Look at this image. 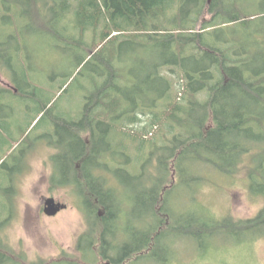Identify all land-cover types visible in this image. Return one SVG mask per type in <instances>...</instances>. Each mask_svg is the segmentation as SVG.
Listing matches in <instances>:
<instances>
[{
    "label": "trees",
    "instance_id": "16d2710c",
    "mask_svg": "<svg viewBox=\"0 0 264 264\" xmlns=\"http://www.w3.org/2000/svg\"><path fill=\"white\" fill-rule=\"evenodd\" d=\"M211 1L0 0V72L12 82V86H0V150L5 145L12 150L18 144L27 149L46 139L56 149L51 157V185H71L89 221V230L78 241L80 256L50 264H94L97 242L102 260L141 264L160 249L172 251L170 245L163 248L166 234H198L190 224L202 223L199 229L209 232L231 228L235 235L255 231L256 237L264 236V208L252 219L238 222L231 217L210 220L205 211V220L193 218L190 224L168 208L170 193L185 181L187 159L233 174L244 156L258 149L261 162L251 167L255 170L251 187L258 191L264 187V7L244 5V1L254 5V0ZM206 11L212 17L207 22L201 19V31H197ZM90 31L94 36L86 40ZM35 35L46 37L45 41L51 38L53 43L84 45L87 55L79 66L97 62V73L107 79L105 86H98L92 77L95 91L87 92L84 107L71 115L49 116L58 113L55 96L43 100L48 93L46 81L34 79L23 59ZM124 44L150 47L153 59L144 78L149 92L135 89L121 99L118 83L125 76L117 62ZM176 73L182 87L177 86ZM142 116H150L149 125H142ZM161 121L169 132L150 141L155 134L151 130ZM137 123L142 132L134 126ZM116 133L126 140L118 141ZM137 140V151L129 153ZM137 153L144 156L138 169ZM0 164H7L3 154ZM173 168L179 176L176 186L168 185ZM109 172L121 179L118 188L106 176ZM9 178L12 183L13 176ZM126 184L134 188L133 194ZM2 186L0 191L8 196ZM131 196L137 200L134 212L140 225H126L132 207L127 213L124 203ZM7 199L10 208L4 202L0 230L8 221L1 216L13 207V197ZM118 233L125 238L119 244L114 242ZM167 257L164 261H169ZM13 261L11 249L0 244V264Z\"/></svg>",
    "mask_w": 264,
    "mask_h": 264
},
{
    "label": "rangeland",
    "instance_id": "374dc122",
    "mask_svg": "<svg viewBox=\"0 0 264 264\" xmlns=\"http://www.w3.org/2000/svg\"><path fill=\"white\" fill-rule=\"evenodd\" d=\"M254 1V5L249 1H244V5L251 9L264 7V0ZM211 17L212 14L206 11L197 23L196 30L201 31V19L207 22ZM259 27L263 28L260 24ZM74 34L76 35V32ZM92 35L93 31H90L86 40H90ZM45 39L46 37L33 36L28 44L27 57H23V59L32 69L34 79L46 81L48 93L43 100L48 96L52 98L55 96L53 103L58 113L53 111L49 116L55 114L57 116L61 112L71 115V111L74 112L84 107L85 94L95 91L96 87L92 77L97 78L98 86H105L107 79L97 73L99 70L96 68L97 62L79 66L78 63L87 55V47L84 45L74 44L73 41L69 42L70 45L62 41H58L57 44L51 42V38L46 41ZM118 52L121 60L117 62V67L122 69L121 72L125 76L123 81L119 79L118 87L122 89V93L118 94L119 97L122 99L124 96H130L135 89L148 93L149 84L144 81V78L150 70L149 60L153 59L150 47L145 46L142 49L138 45L124 44L121 45V48L119 47ZM178 75L180 74L176 73L175 75L177 79ZM181 83L182 80L178 79L177 86L182 87ZM11 84L9 78L0 72V86L7 87L12 86ZM178 87H176L177 90ZM171 95H174V90ZM162 102L163 100H161ZM185 102L186 100L182 99L181 103ZM142 120V125H149L151 122L150 116H142ZM47 121L49 122L50 118ZM156 125L158 126L151 130L155 134L150 136V141L156 140V136L160 137L165 132H169L164 121ZM134 126H138L137 130L142 132L139 123ZM151 127L149 126V129ZM158 127L159 129H157ZM182 131L186 130L182 129ZM83 135L86 139L89 137L88 134ZM159 137L158 141H160ZM115 138L118 141L126 140V138H120L118 133ZM138 143L137 140V143L130 146V150L127 151L129 153L137 151ZM6 146L8 145L0 150V158L3 154L7 162L3 166L0 164V186L3 185L8 196L2 192L4 190L0 191V212L7 206L8 209L10 208L7 198L13 197V207L9 214L6 211L1 216L3 220L8 217L7 223L0 230L1 246L11 249L15 264H50L59 260L74 261L80 256L77 249L79 238L87 233L90 227L83 202L76 190L71 185L58 188H53L51 185V175L54 170L51 157L56 149L42 138L37 140L36 144H30L27 149L23 144L15 145L12 150H8ZM11 153L15 156L13 154L10 156ZM260 154V150L254 149L250 156H244V160L241 161L233 174L215 172L202 162L197 163L187 159L184 162L187 173L183 176L185 181H180L177 184L179 176L175 174L174 168L170 170L171 176L168 185L173 183V186L177 184V187L168 197V208L172 209L176 216H183L189 224L193 223V218L197 221L207 217L205 211L212 218L210 220L231 217V221L238 222L252 219L264 208V187L262 191H258L256 187L257 191L253 190L251 187V175L255 171L253 169L257 168L261 162ZM141 155L139 153L135 155L136 168L140 160L143 161L142 157L144 159V156ZM16 158H18L17 163L15 162ZM12 176V183H10L8 180ZM106 176L116 188L119 187L118 181L121 179L118 176L119 180L111 172L106 173ZM124 186V189L128 188L133 194L132 186L127 184L126 188ZM52 196L68 206L56 215L49 216L44 211V202L46 198ZM4 202L7 203V206ZM124 206L128 209L127 213L132 207V213H129L126 225H140L141 221L136 218L138 213L134 212L137 200L131 196V198H127ZM145 210H147L146 207ZM98 213L102 219L104 214L101 213V210ZM99 216L97 214L96 224L101 232ZM169 221H171V217H169ZM149 224L152 225L151 222ZM200 224L202 223L190 224L198 232L196 235L181 234V231L166 234V238L162 242L163 248L170 245L172 251L167 253V250L160 249L154 258H146L141 264H264V236L256 237L257 235H253L256 233L255 231L235 235L231 228L209 232L199 229ZM99 234L96 235L97 239ZM123 237L124 235H120V233L116 234L114 242L122 243L125 239ZM98 247L99 243L97 242L94 249L97 252L94 264H113L110 259L102 260L98 255ZM172 252H174L173 257H170ZM166 255L170 262L164 261Z\"/></svg>",
    "mask_w": 264,
    "mask_h": 264
},
{
    "label": "water",
    "instance_id": "95a60500",
    "mask_svg": "<svg viewBox=\"0 0 264 264\" xmlns=\"http://www.w3.org/2000/svg\"><path fill=\"white\" fill-rule=\"evenodd\" d=\"M44 211L47 215L53 216L56 215L61 210L65 209L68 205L57 201L54 196L46 198Z\"/></svg>",
    "mask_w": 264,
    "mask_h": 264
}]
</instances>
